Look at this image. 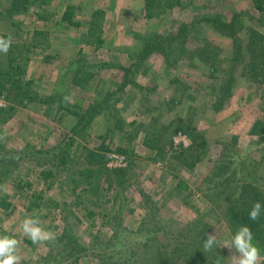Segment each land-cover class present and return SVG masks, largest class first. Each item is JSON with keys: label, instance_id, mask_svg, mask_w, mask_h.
<instances>
[{"label": "rangeland", "instance_id": "1", "mask_svg": "<svg viewBox=\"0 0 264 264\" xmlns=\"http://www.w3.org/2000/svg\"><path fill=\"white\" fill-rule=\"evenodd\" d=\"M10 3L0 0V36H11L12 44L19 45L21 77L39 94L60 95L84 108L105 92L116 91L125 73L121 67L135 60L132 55L140 46L135 33H173L181 21L215 14L230 20L240 38L246 37L247 27L264 33L260 13L250 0H183V8L156 7L152 18L145 17L144 0H44L25 13L7 14ZM95 10L103 11L96 34L102 39L100 46L88 30ZM67 11L78 25L62 19ZM208 33L218 45L216 62L222 66L212 70L198 58L186 57L168 65L152 53L134 74L138 87L126 85L115 95L120 98L115 107L129 133L111 131L114 119L108 112L97 115L82 132H72L76 116L53 105H17L14 91L7 93L10 83H4L0 144L33 156H45L54 147L48 154L59 152L57 161H66L52 166L55 175L47 181L39 171L51 166L38 167L31 158L11 171L1 168L5 175L0 188L6 194L0 191V198L11 206H0V235L20 240L21 264H71L74 259L78 260L72 264H153L157 248L172 257L173 264H203L199 251L207 256L205 264H231L234 249L227 248L232 235L225 211L242 202L246 183H257L264 175V135L249 133L253 121L264 115V82L242 74L248 72V59L233 56L230 38ZM7 62V54L0 52V68L6 69ZM228 74L235 79L219 104L225 88L221 79ZM187 119L206 140L201 148L204 159L192 169L171 157L178 147L191 143L185 133L172 132L179 120ZM156 131L163 133L159 145H165L167 156L162 160H154L155 150L143 144L144 136L154 138ZM118 146H128L132 153L117 152ZM98 148L107 168H127L122 185L109 184L110 175L86 184L77 173L87 166V152ZM180 180L183 184L176 188ZM33 210L55 233L54 241L37 245L23 234L22 221ZM208 233L217 240L211 251L200 245ZM146 241L147 252H141L138 246ZM183 242L192 257L181 250ZM71 243L77 244L74 250Z\"/></svg>", "mask_w": 264, "mask_h": 264}, {"label": "trees", "instance_id": "2", "mask_svg": "<svg viewBox=\"0 0 264 264\" xmlns=\"http://www.w3.org/2000/svg\"><path fill=\"white\" fill-rule=\"evenodd\" d=\"M43 2L44 0H11V6L7 8L5 13H25L31 8L30 6ZM250 2H252L255 10L260 13V24L261 27L264 28V0H250ZM183 5V0H144L145 17H154L156 15L154 11L156 7H158L161 11H164L165 8L172 9L175 6L183 8ZM71 15V11H67V13L63 15L62 19L66 20L72 25H78V23L72 21ZM38 17L43 18L42 16ZM102 17L103 11L95 10L91 14L89 21V34L95 36V43L97 46L102 44V39L96 37L97 32L101 30L100 19ZM209 31L230 38L233 43L232 48H234L233 56L237 54L243 56V60L248 59L247 63H244V66H247L248 72H242L244 76L250 78L258 77L260 78L258 83L264 82V33L258 31L255 28L247 27L246 37L240 38V36L237 34V31L233 30L232 22L230 20L223 18L221 15L215 14L204 15L201 18H193L192 21H181L176 27V31L173 33L169 32L163 34L155 32L147 35L135 33V38L139 41L140 46L138 50L132 55V59L134 58L135 60L132 61L127 67H121L125 73L116 91L105 92L101 98L95 99L85 108L78 105L69 104L60 95L51 94L46 96L32 90L31 82L25 81L24 78L21 77L24 74V70L21 69V66L17 64L18 62L16 61L18 59L17 56H19L22 52L21 49H19L18 44H11V47L7 53V68H0V93L2 94V89L5 88L4 83L8 82L10 85L7 88V93L14 91V102H16L17 105L36 102L39 104L41 103L42 105H53L64 109L66 112L76 116L77 120L72 127V132H82L83 130L89 128L97 115H100L103 112H108L109 115H111V117L114 119V127L111 131H117V129L120 128L124 129L123 131L125 133H129L130 130H128L126 126L121 123V117L119 116L118 110L115 107L117 102L120 100V98L115 97V95L119 92L122 93V90L126 85H134L138 87V85H136L135 81L133 80L134 74L139 70V67L144 64V62L152 53L159 55L160 58H162V60H164L168 65H171L172 62L175 63L179 60H184L186 57L187 60L198 58L201 62H203L204 65L208 66L212 70L214 67L217 68L219 64L222 66V62H216L218 59V45L216 46L212 40L208 39ZM189 42L193 43L194 46L190 47ZM23 46L25 45L23 44ZM102 66L108 67L109 64L103 63ZM87 74L88 77L93 75L92 72ZM234 79L235 78L230 74H228L225 79H221V82L225 83V88L222 89L221 87L222 93L224 94L220 97L221 99L219 104H221V101H223L224 98L229 95V91L232 87ZM21 81L24 82V86L21 85ZM260 89L261 96H263L264 87ZM113 96L117 99H115L116 101L114 100L115 102L111 103L110 101ZM158 131L153 133L155 135L154 138H150L147 133L143 139V144L145 146L155 150V154L153 155L154 160H157L158 158L161 160L165 159V155L167 154L165 145H159L160 138L163 137V133H159ZM177 131L185 133L189 137L191 143L188 147H178L177 151H173L171 153V157L175 159L178 164L188 169H192L196 164L201 163V161L204 159V153L201 151V148L204 147L206 140L204 139L203 134L196 130L190 119L185 121L179 120V122L176 123L172 128L173 133H176ZM249 133L254 136L264 135V115L262 119H255L253 121ZM171 146L172 141L170 140V148ZM100 147H102V145ZM99 148L97 150H89L87 152V166L79 169L77 173L84 178L83 180L86 184H91L94 179H99L101 176L110 175L109 184L112 182H117V184L122 185L125 180L122 177L127 173V168H107L104 155L103 153H99ZM105 148L103 147L104 150ZM53 149L54 147H52L50 151H53ZM130 150H132V148L129 149L128 146L116 147L117 152H122L123 154L127 155L132 153ZM50 151H45L47 153L45 156L42 154H39L41 156H33L32 154H28L23 151L8 150L4 144H0V178L5 175V173H2L1 168H7L8 171H11L13 168H17L22 161L26 160L27 158H31L30 161L38 167L51 166L48 169H42L39 171L40 178L43 181H47L55 175V171L53 170L52 166L57 167V165L59 166L60 164H65L66 162L64 158L58 162L57 160L59 152L48 154ZM258 180L259 182L257 183H246L243 188H241L242 202H239L237 207L234 205H228V211H225V217L228 219L230 233L232 236L235 234L237 228L240 225L250 226L254 237L253 243H255L260 248L261 253L264 254V213L261 214V218L257 222H253L248 218V212L252 203L259 201L262 205H264V175H261ZM52 183L53 180L48 184V187H50ZM182 184L183 183L180 180L176 185V188H179ZM140 195L145 199L146 202L149 201V197L146 195V193L140 192ZM36 198L38 199L40 197L36 195ZM34 205L37 206L38 203L35 202ZM0 206L3 209H9L11 202L6 198H0ZM29 208L32 207L29 206ZM92 214L93 213L89 212L88 216H93ZM203 244L204 243H201L200 245ZM76 245L77 244L75 243H71L72 250L75 249ZM181 246V250L186 252L185 249H187L189 245L183 242L181 243ZM146 247H148L147 241L139 244V249H137L141 250V252H147V250L144 249ZM137 249H133L131 251L135 253ZM156 251L157 253L156 255L154 254L155 256L153 264L175 263V260L167 255L166 252H160L159 248H157ZM187 254V256L192 257V253ZM220 256V253L213 255L214 261L218 260ZM206 257L207 256L203 255L201 251L197 253V258H200L203 264H205L204 261L207 260ZM125 258H123L124 261ZM77 260L78 259H74L71 261V264ZM123 264H126V262H123ZM212 264L217 263L213 262Z\"/></svg>", "mask_w": 264, "mask_h": 264}, {"label": "clouds", "instance_id": "3", "mask_svg": "<svg viewBox=\"0 0 264 264\" xmlns=\"http://www.w3.org/2000/svg\"><path fill=\"white\" fill-rule=\"evenodd\" d=\"M11 44V36H0V52L6 55ZM0 191H4L6 194V189L0 188ZM262 213H264V205L256 201L251 205L248 218L253 222H257L260 220ZM21 228L23 234L33 244H44L56 239L55 233L43 224L36 210L25 215ZM253 239L250 226L240 225L237 228L230 245L227 246L230 251L234 249V253L231 255V264H262L264 262V255H261V250L253 243ZM216 244L215 234L208 233L203 244L205 251H211ZM22 260L20 240L10 235H0V264H21Z\"/></svg>", "mask_w": 264, "mask_h": 264}, {"label": "built area", "instance_id": "4", "mask_svg": "<svg viewBox=\"0 0 264 264\" xmlns=\"http://www.w3.org/2000/svg\"><path fill=\"white\" fill-rule=\"evenodd\" d=\"M5 106V100H4V95L0 93V107H4ZM178 139H181V135L179 134L177 136ZM176 138V139H177ZM118 164H124V163H118Z\"/></svg>", "mask_w": 264, "mask_h": 264}]
</instances>
